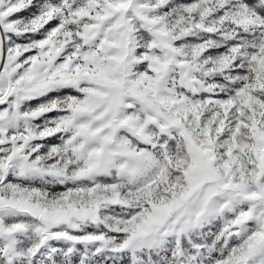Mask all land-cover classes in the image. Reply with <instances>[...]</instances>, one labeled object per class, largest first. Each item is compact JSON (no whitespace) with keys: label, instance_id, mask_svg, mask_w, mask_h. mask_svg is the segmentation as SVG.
Masks as SVG:
<instances>
[{"label":"snow or ice","instance_id":"snow-or-ice-1","mask_svg":"<svg viewBox=\"0 0 264 264\" xmlns=\"http://www.w3.org/2000/svg\"><path fill=\"white\" fill-rule=\"evenodd\" d=\"M0 264H264V0H0Z\"/></svg>","mask_w":264,"mask_h":264}]
</instances>
